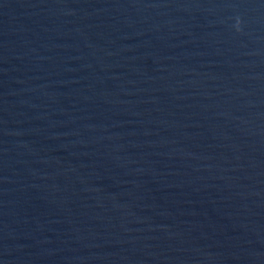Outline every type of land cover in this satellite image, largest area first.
Instances as JSON below:
<instances>
[{
    "label": "water",
    "instance_id": "1",
    "mask_svg": "<svg viewBox=\"0 0 264 264\" xmlns=\"http://www.w3.org/2000/svg\"><path fill=\"white\" fill-rule=\"evenodd\" d=\"M0 264H264V0H0Z\"/></svg>",
    "mask_w": 264,
    "mask_h": 264
}]
</instances>
